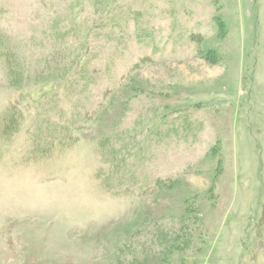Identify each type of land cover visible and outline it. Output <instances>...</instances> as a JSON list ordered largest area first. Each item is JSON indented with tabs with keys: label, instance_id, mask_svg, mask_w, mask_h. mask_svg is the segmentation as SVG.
<instances>
[{
	"label": "rangeland",
	"instance_id": "obj_1",
	"mask_svg": "<svg viewBox=\"0 0 264 264\" xmlns=\"http://www.w3.org/2000/svg\"><path fill=\"white\" fill-rule=\"evenodd\" d=\"M0 264H264V0H0Z\"/></svg>",
	"mask_w": 264,
	"mask_h": 264
}]
</instances>
